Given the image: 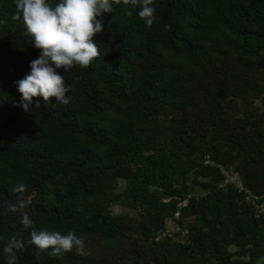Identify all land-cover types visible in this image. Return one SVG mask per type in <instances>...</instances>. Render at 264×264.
<instances>
[{
    "label": "trees",
    "instance_id": "16d2710c",
    "mask_svg": "<svg viewBox=\"0 0 264 264\" xmlns=\"http://www.w3.org/2000/svg\"><path fill=\"white\" fill-rule=\"evenodd\" d=\"M152 3L146 26L118 0L100 56L65 73L69 103L24 112L14 81L39 49L0 0V264L12 237L16 264H264V214L218 167L264 194V0ZM177 210L182 241L155 240ZM33 229L74 231L86 254L38 249Z\"/></svg>",
    "mask_w": 264,
    "mask_h": 264
},
{
    "label": "clouds",
    "instance_id": "9594fccd",
    "mask_svg": "<svg viewBox=\"0 0 264 264\" xmlns=\"http://www.w3.org/2000/svg\"><path fill=\"white\" fill-rule=\"evenodd\" d=\"M118 0H15L16 17L22 18L31 44L39 49L36 58L29 61V71L14 81L21 94L18 104L24 112L33 108V98L42 97L49 104L56 98V103L67 104L68 93L72 90L71 82H67L65 73L76 65L86 67L100 56L99 43L94 35L104 28L103 17L112 13ZM144 19L146 26L155 20V7L152 0H120ZM64 69L61 74L58 69ZM39 106L40 100L35 101ZM25 188L20 184L15 191ZM25 201L9 204V209L23 208ZM22 222L30 225L28 214L22 215ZM38 249H48L62 255L66 251L75 250L84 255L85 241L80 235L69 230L49 231L47 229L31 232V241ZM24 248V242L12 237L5 245L7 264H16L17 250Z\"/></svg>",
    "mask_w": 264,
    "mask_h": 264
},
{
    "label": "built area",
    "instance_id": "2783aa9c",
    "mask_svg": "<svg viewBox=\"0 0 264 264\" xmlns=\"http://www.w3.org/2000/svg\"><path fill=\"white\" fill-rule=\"evenodd\" d=\"M205 162H209V158L206 157ZM220 171L223 174V182L225 184L233 185L239 192H242L245 202L255 207L257 215L264 214V194H255L248 187H246L241 179L239 172L233 166L218 165ZM168 199H163L167 201ZM187 204L186 198L178 202L177 206L183 207ZM179 210L175 211L173 218H171L164 230L160 231L155 237V240L161 237L167 236L176 242L182 241V235L186 233V230L182 229L178 223Z\"/></svg>",
    "mask_w": 264,
    "mask_h": 264
},
{
    "label": "rangeland",
    "instance_id": "374dc122",
    "mask_svg": "<svg viewBox=\"0 0 264 264\" xmlns=\"http://www.w3.org/2000/svg\"><path fill=\"white\" fill-rule=\"evenodd\" d=\"M112 210H113V212L116 213V212L122 211L123 208L120 207L119 205H114V206L112 207Z\"/></svg>",
    "mask_w": 264,
    "mask_h": 264
}]
</instances>
